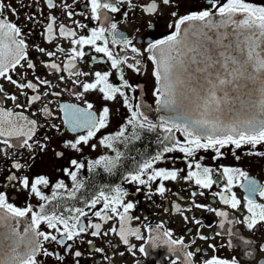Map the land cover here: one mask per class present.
<instances>
[{"label": "snow or ice", "instance_id": "obj_1", "mask_svg": "<svg viewBox=\"0 0 264 264\" xmlns=\"http://www.w3.org/2000/svg\"><path fill=\"white\" fill-rule=\"evenodd\" d=\"M79 2L0 0V81L16 90L8 91L5 84L0 83V161H9L4 166V179L9 186L26 192L28 200L36 198L39 202L37 206L27 202L20 207L9 202L6 191H0V224L7 222L8 229L0 238V264H47V261L84 264L85 257L87 264H117V258L123 260L128 255L135 258L137 252L146 255V245L158 246L159 243L168 246L175 255L171 264L177 261L181 264H242V261L264 264V243L253 246L264 231V183L239 167L206 165L204 157L198 155L211 152L214 161L221 160L226 155L225 149H229L233 158L239 160L236 150L249 146V155L264 157V151L255 150L258 145H264V2L208 0L200 11L180 15L173 10L170 15L175 23L170 27L174 28V33L163 39L152 35L157 25L151 18L162 15L165 8L178 9L180 0H85L84 8L77 12L75 6ZM116 14L128 27H132L133 15H138L147 29L142 39L125 34L115 19ZM76 16L95 22V26L81 23ZM220 28L229 29L234 35L235 54L228 55L227 46L216 53L203 44L192 46L187 42L192 33L212 44L219 43L213 41L209 32ZM34 29H39L38 38L29 43L28 37ZM134 31L139 33L141 29L136 27ZM228 35L229 32L221 33L224 39ZM141 43L143 46H138ZM86 48L97 54L91 55L90 60L107 65L108 70L82 67V63H88ZM190 54L203 58L200 71L205 72L208 79L203 88L194 87L188 93L185 57L193 59ZM145 60L153 65L155 111L164 113L156 120L150 119L141 110V104L135 102L141 86L127 78L129 72L143 73ZM49 75L59 83H54ZM114 76L117 82H113ZM243 77L259 82V100L250 110L225 116L221 104L228 98V86ZM66 80L77 89L73 95L83 106L60 103L62 123L68 131L84 134L63 139L62 149L82 153L83 146L109 127L111 108L107 102L121 101L129 114L117 131L99 139V145L114 155H100L87 161L73 158L67 161L69 167L60 169L72 181L71 189L63 179L53 183L47 174L29 175L25 171L32 168L36 154H47L50 150L53 136L48 130L61 132V125L48 122L54 118L49 105L53 103L50 97L59 98L63 92L72 91L60 87ZM217 91L223 93L222 98L217 97ZM93 94L102 102L98 110L88 98ZM22 97L24 103H21ZM45 98H49L47 103H44ZM6 101L12 107H5ZM38 103L42 104L38 111L45 118L44 122L32 118L36 112L25 114ZM144 132L156 133L158 149L147 158L131 157L134 166L124 172L122 181L136 185L134 193L116 184L101 186L82 200L77 197L86 187L87 177L80 178L81 170L102 169L114 173L125 158L117 143L127 147L140 140ZM17 147L27 150V159L23 154H10L9 150ZM96 147L91 144L93 150ZM51 150L56 161L65 158L64 150ZM174 152L183 154L185 167L160 166L166 164L171 159L169 154ZM214 175L223 177L224 183L220 191H212L211 195L232 212L197 200L218 183ZM180 180L199 189L191 191L186 207L174 204L176 214L191 237L187 243L183 235L176 238L175 230L164 222L155 226L149 223L143 228L133 225L140 217L133 215L138 201L129 199L130 195L143 191L150 200L153 195L164 197L171 191L165 182ZM153 184L156 185L154 190ZM50 185L53 191L48 195L43 189ZM235 188L243 189L246 195L238 197ZM177 198L182 199L179 193ZM64 200L77 201L81 206L63 205ZM196 211L214 213L219 218L218 230L205 234L203 229L212 225H204L195 215ZM26 217H30L31 222L21 235L11 221ZM110 222L114 223L109 227ZM226 224L240 225L254 235L245 237L240 230L226 228ZM41 225L47 230H41ZM188 225L193 227L188 228ZM225 232L229 237L227 243H218L217 238ZM133 239L141 243H132ZM198 241L204 242L206 249L197 246ZM226 247L239 249L240 257L220 255L221 249ZM134 264L141 262L134 259Z\"/></svg>", "mask_w": 264, "mask_h": 264}, {"label": "flooded vegetation", "instance_id": "obj_2", "mask_svg": "<svg viewBox=\"0 0 264 264\" xmlns=\"http://www.w3.org/2000/svg\"><path fill=\"white\" fill-rule=\"evenodd\" d=\"M72 0H69L71 3ZM208 0H180V7L178 9L173 8H165L163 9V14L157 17H152L153 23L157 25V27L152 30V35L157 39H163L168 35L174 33V28L170 27V25L175 23V18L170 15L173 10L178 11L180 15L188 14L192 11H200L202 10V5H206ZM223 2V0H221ZM253 2L261 3L264 0H253ZM85 0H80L78 4L75 6V10L77 12L81 11L84 8ZM75 19L81 21V23L89 24V27L95 26V22L84 19V17L76 16ZM115 19L117 22H120L121 30L127 35H135L137 40H141L142 37L145 35L147 29H145L141 23V18L138 15H133L132 20V27H128L122 20L119 14L115 15ZM66 23H70V21L65 20ZM31 28V25H29ZM140 27L141 31L139 33L135 32V28ZM39 29H34L33 34L31 37H28L29 43L33 39H37V32ZM67 43V42H63ZM138 46L142 47V43L138 44ZM89 52V56L85 57V61L88 63H82L81 66L87 69L89 66L95 67L97 70H108L107 65H101L97 61H91V55H97L91 52L90 49H85ZM144 69L145 71L139 75L133 74L131 72L127 73V78L135 83L139 84L141 87L138 89V94L136 95V103L141 104V110L145 111L146 114L149 115L150 119L156 120L159 115H162L161 112L158 113L155 111V97L153 96L152 92L156 86L155 79L152 75L153 72V65L150 61H144ZM41 72H44L41 69ZM49 79H53L54 83H59L58 80L54 79L52 75L48 76ZM113 82H117L115 76L113 77ZM0 83L5 84V88L8 91L15 92V88L8 84L7 82L0 81ZM61 88L67 87L72 89V91L63 92L61 97L54 98L50 97L53 100V103L49 105L54 113V118L49 123H56L61 125V132H55V130H48V134L53 136V140L49 145V151L47 154L38 153L36 154L35 161L33 162L31 169H26V173L29 175L32 174H47L51 181L55 183L57 180L63 179L65 184L68 185L69 189L72 188V181L69 177L65 176L63 172L60 170L64 167H69L67 163L70 159H81V160H92L98 158L100 155H114L111 150L104 148L103 146L99 145V139L103 135H106L110 132H115L118 130L119 126L125 122L126 117L129 115L127 109L123 107L121 101L115 102H107L111 108V123L108 128L102 129L100 133L97 134V137L90 141L89 145L83 146L82 153H75L70 150L62 149V144L60 143L63 139H72L75 135L84 134L83 132L80 133H72L68 131L62 123V113L59 111V104L60 103H76L83 106L82 102L77 100L73 95V92L77 89L73 88L70 81L66 80L63 84L60 85ZM59 90V89H55ZM91 101L95 103L96 110L101 107V101L98 95H90L88 97ZM49 98H45L44 103H47ZM21 103H24L23 97L21 98ZM5 107H12L10 102H5ZM42 107V104H36L33 106L32 109L28 110L25 114L31 115L32 112H36L37 115L33 116L34 119H39L40 122H44L45 118L39 113L38 109ZM19 111V110H18ZM63 133V135L61 134ZM162 135V134H161ZM179 135V134H177ZM22 139V138H20ZM14 143H19V140H14ZM91 144H96L97 147L95 150L91 148ZM116 147L125 153V158L121 161V167L118 168L114 173H106L102 169H97L95 172H89L86 169L81 170L80 178L83 179L87 177L86 180V187L82 189L79 193H77V197L81 200L85 198L86 195H91L96 189L101 186L108 185V186H115L116 184H121L122 187H125L130 193H134L136 189V185L127 184L122 181V176L125 171L132 168L134 166V162L131 157H136L138 160L141 158H147L150 155L154 154L157 149L158 145L156 143V133H148L144 132L141 136V139L138 141H134L133 143L129 144L125 147L122 144L117 143ZM51 149H55L57 151L64 150L65 151V158L59 161H56ZM256 151H264V145H258L255 149ZM10 154L15 153L16 155L23 154L24 159H27L28 153L26 149L22 148H15L9 150ZM225 157L221 160H213L212 156L213 153L211 152H201L198 155L204 157V163L206 165H210L212 167H216L220 164L239 167L245 171H248L251 176L256 178L259 182L264 183V157L253 156L249 155V146H245L242 149L236 150L237 155L240 156L239 160L233 158L231 154V150L225 149ZM169 156L171 157L170 160L166 164L160 165L164 167H185L183 162V154L179 152L170 153ZM14 158V157H13ZM9 164V161L3 160L0 161V191H6L10 197L11 203L16 204L17 206L23 207L27 202H31L34 206L38 205V200L36 198H32L28 200V194L26 192L19 191L16 187H10L9 184L4 179V166ZM214 179H218V183L213 186L211 190H205L204 197H197L198 202L200 203H211L214 207H222L225 210L232 212L231 209H228L227 206L221 205L218 201H215L211 195L212 191H220L223 187V177L214 175ZM166 187L171 189V191L167 192L164 197H160L159 195H153L152 199H148L144 192H140L135 195H130L129 199L134 201H138L137 208L133 212L134 216H139L140 221H133L134 226H141L151 223L153 226L164 222L167 227L172 228L175 230V237L178 238L180 236L185 237L186 243L191 239L190 236L186 233V227L181 221L180 217L176 214L174 204L179 203L182 206L186 207L191 191H198V187L194 184H189L184 182L183 180L177 182H165ZM94 186V187H92ZM156 185L153 184V190L155 189ZM237 192L238 197L243 198L246 193L243 189L235 188L233 189ZM43 191L51 195L53 188L51 185L43 189ZM177 193L182 197V199L177 198ZM63 205L66 206H81L80 203L77 201L71 200H64L61 202ZM62 210V209H60ZM195 215L197 218H200L204 225L211 224L212 227L208 228L205 227L203 229L205 234L214 233L218 229L216 225L219 221V218L215 216L214 213H208L206 211H196ZM239 218V214H237ZM145 217L147 219H145ZM30 217L26 218H19V220H13L11 223L16 227V229L20 232L21 235L24 233V229L30 223ZM6 223L0 224V238H3L8 229L6 227ZM111 223L108 225L111 226ZM188 228H192V225H188ZM233 227L234 230H240L245 237H253V233H249L240 225H227L226 228ZM41 230H47L45 225H41ZM228 235L225 232L221 237L217 238V242L227 243ZM112 239V237H109ZM7 241H5V244ZM132 243L139 245L141 242L136 241L135 239L132 240ZM260 243H264V231H262L259 235L258 239L254 240V245H258ZM197 246L201 249H206V245L204 242L198 241ZM82 247L87 248V245H83ZM147 247V254H141L137 252L136 257L133 258L132 256H126V259H119L117 258V264H134V259H139L141 264H171V261L175 259V255L169 249L168 246L164 245L163 243H159L158 246L146 245ZM196 247V246H193ZM191 250V249H190ZM220 255L223 256H230V255H237L240 257L239 249L233 250L229 248L221 249ZM264 255V254H262ZM206 256V254H205ZM87 257L84 258V264H87ZM47 261V258H45ZM47 264H51L50 261H47ZM99 264V262H98ZM177 264H181V261H177ZM242 264H246V261H242Z\"/></svg>", "mask_w": 264, "mask_h": 264}, {"label": "water", "instance_id": "obj_3", "mask_svg": "<svg viewBox=\"0 0 264 264\" xmlns=\"http://www.w3.org/2000/svg\"><path fill=\"white\" fill-rule=\"evenodd\" d=\"M216 21L219 20V17L214 18ZM229 32V35L226 39L221 37V33ZM209 35L212 36L213 41H219V43L212 44L209 41L200 35L189 34L187 42L196 46L197 44H203L204 48H211L214 52L218 53L224 51V46H227V54H235L233 45L235 43V37L231 34L229 29H214L209 32ZM193 55V59H188L186 56L185 59L188 60L186 75L185 90L190 93L192 88H197L198 90L203 88L207 82L208 76L205 72L200 71L202 66L203 58L200 56ZM223 59V57H218ZM210 71H217V69H211ZM260 84L258 81L254 82L246 77L240 78L233 85L228 86V98L226 101H223L221 108L225 116L229 113L238 114L246 110H250L253 103L257 102L260 97ZM217 97H223V93L217 91ZM161 114H164L161 112Z\"/></svg>", "mask_w": 264, "mask_h": 264}]
</instances>
